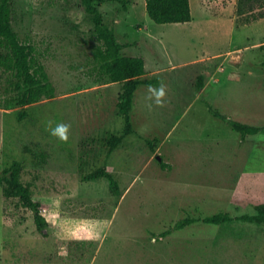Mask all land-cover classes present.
<instances>
[{
  "label": "rangeland",
  "instance_id": "1",
  "mask_svg": "<svg viewBox=\"0 0 264 264\" xmlns=\"http://www.w3.org/2000/svg\"><path fill=\"white\" fill-rule=\"evenodd\" d=\"M262 1L238 9L239 0H190L193 20L184 23L153 21L145 0L126 10L98 4L122 52L143 56L147 77L156 68L167 87L164 106L149 107L139 85L134 131L112 151L106 141L124 127L122 83L107 82L93 58L81 0L10 1L12 26L35 46L55 95L21 105L16 78L0 66V171L21 162L48 221L42 235L0 185V264H264V222L237 218L264 202ZM209 106L262 130L242 137ZM48 121L71 125L67 143ZM102 165L117 192L105 177H83ZM219 211L233 219L201 220ZM186 218L197 220L174 227Z\"/></svg>",
  "mask_w": 264,
  "mask_h": 264
},
{
  "label": "trees",
  "instance_id": "2",
  "mask_svg": "<svg viewBox=\"0 0 264 264\" xmlns=\"http://www.w3.org/2000/svg\"><path fill=\"white\" fill-rule=\"evenodd\" d=\"M10 1L0 0V66L13 73L16 78L15 87L19 92L18 102L26 105L37 101L41 96L52 97L55 95V86L49 78L44 64L41 62L33 44L21 40L18 32L10 21ZM116 1L126 10L133 0H81L85 11L93 22L91 36L95 42L93 58L100 63L102 75L107 76V82H121V90L116 102L117 112L124 119L123 132L120 135L110 136L106 144L112 151L120 144L124 135L134 131L131 110L134 103L136 89L141 84H157L163 82L161 77L152 75L144 76L145 60L141 55H128L122 52L124 43L117 40L114 27L104 21L103 14L98 4ZM244 0H239L238 9ZM264 3V1H262ZM148 16L157 23L188 22L192 20L190 0H145ZM264 48V44L260 46ZM202 76H199L198 87H202ZM212 111L213 107L209 106ZM215 116L223 119L229 126L238 131L242 137L257 133L262 128L242 123L231 119L217 111H212ZM20 112V117L25 116ZM21 162L14 160L9 166L0 171V185L3 194L8 197H18L21 203L33 213L36 231L46 235L48 221L42 211L43 202L33 196L29 185L21 178ZM92 180L105 177L109 180L113 192L119 190L117 178L104 165L99 166L83 176ZM254 213H243L238 219L254 223L264 222V202L256 203ZM233 217L224 211H219L201 218L204 222L223 223L231 221ZM196 218H186L176 222L174 227H181Z\"/></svg>",
  "mask_w": 264,
  "mask_h": 264
},
{
  "label": "clouds",
  "instance_id": "3",
  "mask_svg": "<svg viewBox=\"0 0 264 264\" xmlns=\"http://www.w3.org/2000/svg\"><path fill=\"white\" fill-rule=\"evenodd\" d=\"M147 96L146 99L150 101L149 107L152 104L156 106L163 107L165 104V97L167 96V87L163 82L158 81L157 84H149L146 86ZM53 121L47 122V130L50 135L56 137L63 143H67L69 139V130L71 125L64 122L55 123L53 126Z\"/></svg>",
  "mask_w": 264,
  "mask_h": 264
},
{
  "label": "crops",
  "instance_id": "4",
  "mask_svg": "<svg viewBox=\"0 0 264 264\" xmlns=\"http://www.w3.org/2000/svg\"><path fill=\"white\" fill-rule=\"evenodd\" d=\"M192 20H193V18H192ZM191 20V21H192ZM188 22H190V21H188ZM184 23V22H183ZM200 59H202L201 57H198V58H195L193 61H198V60H200ZM148 69L145 67V74H144V76H147V74H148ZM159 70L158 69H154L153 71H151V74L149 75V76H152V75H154L156 72H158ZM137 90V89H136ZM136 92V91H135ZM136 94V93H135ZM135 96V95H134ZM135 100H136V97H135V99H134V103H135ZM134 103H133V107H134Z\"/></svg>",
  "mask_w": 264,
  "mask_h": 264
}]
</instances>
